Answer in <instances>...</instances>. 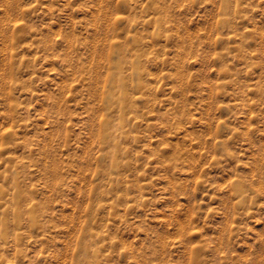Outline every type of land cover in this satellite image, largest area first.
<instances>
[{"label":"rangeland","instance_id":"1","mask_svg":"<svg viewBox=\"0 0 264 264\" xmlns=\"http://www.w3.org/2000/svg\"><path fill=\"white\" fill-rule=\"evenodd\" d=\"M0 238V264H264V0H0Z\"/></svg>","mask_w":264,"mask_h":264},{"label":"bare ground","instance_id":"2","mask_svg":"<svg viewBox=\"0 0 264 264\" xmlns=\"http://www.w3.org/2000/svg\"><path fill=\"white\" fill-rule=\"evenodd\" d=\"M113 97H117V103H118L119 108H120L119 94H115V95H113ZM124 99H125V97H124ZM126 99H127V98H126ZM121 103H122V102H121ZM125 107H126V106H125V104L123 103V104L121 105V109H124ZM119 118H120V120H119L118 127H117L116 131H117L118 133L122 134V132H121V120H122L123 118L120 117V116H119ZM113 128H115V126H114ZM104 133H105V135H104L105 139H107L108 141H110V143H112V142L115 141V139H116V134H115L114 132H111V131L107 130V128H106L105 131H104ZM115 154H116V152L113 153V155H115ZM235 192L238 193V195L240 196V200H239V201H240V202L243 201L242 199H243L244 197H242V189L239 188L238 186H235ZM14 210H15V209H13V211H14ZM32 211H33V207L30 209V213H31ZM13 214L18 215V214H19V211H18V210H15ZM32 220H33V219H32ZM1 238H3V236H2ZM1 238H0V239H1ZM81 247H82V249H85L88 253L90 252V249H89V248L91 247V245H90V243H87V240H83V242H82V244H81ZM93 255H94V257H95V256H96V253H94Z\"/></svg>","mask_w":264,"mask_h":264}]
</instances>
